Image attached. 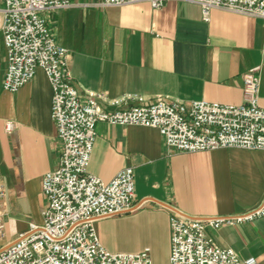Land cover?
<instances>
[{
  "label": "crops",
  "instance_id": "1",
  "mask_svg": "<svg viewBox=\"0 0 264 264\" xmlns=\"http://www.w3.org/2000/svg\"><path fill=\"white\" fill-rule=\"evenodd\" d=\"M43 15L56 40L70 50L74 85L81 96L103 93L109 100L138 94L145 101L178 98L241 103L243 74L262 66L260 104L264 107V18L214 8L209 20L198 3L169 0L123 6L102 0H71ZM7 50L0 33V182L7 188L2 206L3 244L40 223L47 199L44 175L59 164L61 141L51 116L52 87L43 71L15 92L4 89ZM107 109L123 107L103 103ZM14 123L8 131L7 122ZM89 172L111 180L132 166V212L102 217L96 228L113 252L150 247L153 264H169L170 216L241 213L264 196V150L239 147L169 152L155 127L100 121ZM223 248L264 264V216L207 228Z\"/></svg>",
  "mask_w": 264,
  "mask_h": 264
},
{
  "label": "built area",
  "instance_id": "2",
  "mask_svg": "<svg viewBox=\"0 0 264 264\" xmlns=\"http://www.w3.org/2000/svg\"><path fill=\"white\" fill-rule=\"evenodd\" d=\"M148 1L162 7L169 0H102L123 6ZM198 3L205 20L214 8L264 18V0H184ZM71 0H0V33L7 50L4 89L15 92L43 69L52 87L51 116L61 141L58 166L42 181L47 199L40 223L32 222L10 243L4 235L2 206L7 196L0 182V264H153L150 247L139 252H113L102 243L96 221L132 212L135 201L134 168H122L109 181L88 167L100 121L120 125L155 127L169 152H196L239 147L264 150V107L260 104L262 66L243 74L241 103L206 99L189 101L159 98L145 101L138 94L109 100L103 93L81 96L74 85L70 50L60 44L43 15L62 10ZM116 107L107 109L103 103ZM7 122L8 131L14 129ZM264 216V196L248 211L209 217H191L172 211L169 264H256L255 257L242 259L233 248L217 245L207 228L253 220Z\"/></svg>",
  "mask_w": 264,
  "mask_h": 264
},
{
  "label": "rangeland",
  "instance_id": "3",
  "mask_svg": "<svg viewBox=\"0 0 264 264\" xmlns=\"http://www.w3.org/2000/svg\"><path fill=\"white\" fill-rule=\"evenodd\" d=\"M1 243H3V241H1Z\"/></svg>",
  "mask_w": 264,
  "mask_h": 264
}]
</instances>
